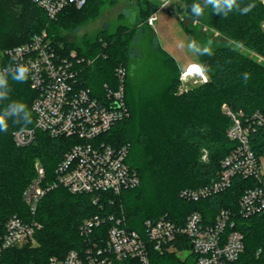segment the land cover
Returning a JSON list of instances; mask_svg holds the SVG:
<instances>
[{
	"label": "trees",
	"instance_id": "trees-1",
	"mask_svg": "<svg viewBox=\"0 0 264 264\" xmlns=\"http://www.w3.org/2000/svg\"><path fill=\"white\" fill-rule=\"evenodd\" d=\"M142 1L145 7L139 6L138 23L120 24L114 32L102 30L68 41L66 32L84 25L115 0H87L83 8L67 7L55 19L32 0H0V53L28 43L45 30L63 55L75 51L84 60L81 81L96 93L102 92L106 83L115 87L116 69L126 68L128 117L104 139L115 146L130 145L128 162L141 179L139 187L119 195L102 194L96 204L94 195L72 194L58 187L47 193L32 214L23 192L36 175V160L43 163L52 182L72 142L38 132L35 144H15L14 133L34 125L32 108L37 92L30 79L21 84L9 77V100L0 102V110L11 101H22L32 113V123L22 126L9 121L8 131L0 132V232L14 216L35 219L42 229L29 244L6 250L2 264H46L51 257H64L88 242H106L112 216L124 217L128 229L144 232L146 220L167 216L184 224L190 214L198 212L206 222L213 223L222 210L234 214L236 229L244 235L243 263L264 264V214L250 218L239 214L241 196L258 186L257 180L236 177L227 190L197 202L183 197L185 190H199L217 181L223 160L236 147L228 137L233 119L224 107L244 122L255 112L264 113V3L239 0L241 6L254 3L255 7L247 15L233 12L227 18L213 14L209 7L196 18L191 15L190 5L197 0H182L190 15L188 24L181 22L185 32L202 44L212 40L213 55L198 57L199 63L209 66L207 82L181 92V67L148 24L160 4ZM245 71L251 74L247 83L241 78ZM250 144L261 158L264 126L252 131ZM98 214L107 221L91 236L83 237L82 223ZM173 245L172 250L151 251L150 264H196L190 240L179 238ZM181 253L188 255L182 257ZM113 264L141 262L126 259Z\"/></svg>",
	"mask_w": 264,
	"mask_h": 264
},
{
	"label": "built area",
	"instance_id": "built-area-1",
	"mask_svg": "<svg viewBox=\"0 0 264 264\" xmlns=\"http://www.w3.org/2000/svg\"><path fill=\"white\" fill-rule=\"evenodd\" d=\"M32 1L51 19L67 7L80 9L87 4V0ZM156 20L155 13L148 24L153 26ZM83 61L75 51L63 55L45 30L35 34L28 43L0 53V68L9 64H25L31 68L29 79L37 92L32 108L34 125L18 129L13 135L15 144L18 147L35 144L38 132L72 142L52 182L48 181L43 163L36 162V175L23 194L32 214L37 212L47 193L58 187L72 194L94 195L96 204L102 194L119 195L140 186V176L128 162L130 145L115 146L104 139L128 117L127 70L118 67L117 85L106 83L102 92L96 93L81 81ZM224 110L233 119L228 137L236 142V147L223 160L217 181L199 190H185L183 197L197 202L227 190L236 177L255 179L258 186L247 189L239 200V214L243 218L263 215L264 166L251 147L250 137L257 126H264V113L255 112L244 122L228 106ZM110 220L113 224L108 229L106 242H88L64 257H51L46 264H113L126 259L150 264L151 251L172 250L179 238L190 240L196 264H244L245 238L236 229L234 214L228 210H222L213 223L206 222L198 212L190 214L184 224H177L167 216L146 220L144 232L128 229L124 217L112 216ZM106 221L100 214L86 218L80 227L81 235L88 238ZM41 229L42 224L35 219L10 218L4 232H0V264L6 250L29 244Z\"/></svg>",
	"mask_w": 264,
	"mask_h": 264
},
{
	"label": "clouds",
	"instance_id": "clouds-1",
	"mask_svg": "<svg viewBox=\"0 0 264 264\" xmlns=\"http://www.w3.org/2000/svg\"><path fill=\"white\" fill-rule=\"evenodd\" d=\"M171 0H164V6H168ZM183 7V5H182ZM211 8L213 14L220 15L227 18L229 14L236 12L240 15H247L255 7L254 3H249L241 6L239 0H197L190 5L191 15L200 18L204 15L206 8ZM134 15V14H133ZM151 19H155L152 17ZM150 19V22H151ZM213 41L208 40L205 43H200L195 38L187 43V49L197 57L213 55ZM179 47L183 49L184 43L181 42ZM31 68L25 64H16L15 66L9 64L0 68V102L8 101L10 96L9 77L17 83H26L29 80V73ZM210 71L209 66L204 63H190L187 65L183 75L186 77H198L207 82ZM251 74L247 71L241 73L242 80L247 83ZM9 121L15 125L27 126L32 123V113L28 106L19 100H14L7 103L2 110H0V132H7L9 129Z\"/></svg>",
	"mask_w": 264,
	"mask_h": 264
},
{
	"label": "rangeland",
	"instance_id": "rangeland-1",
	"mask_svg": "<svg viewBox=\"0 0 264 264\" xmlns=\"http://www.w3.org/2000/svg\"><path fill=\"white\" fill-rule=\"evenodd\" d=\"M152 1L158 2L160 4V8L164 6V0H152ZM139 6L142 8L145 7V4L142 0H115L114 3L105 5L97 16L90 19L84 25L76 29H73L69 32H66V38L68 41H77L86 34L91 36L97 34L102 30L114 32L117 26L120 24L138 23L140 19ZM165 8H170L178 12L177 14L179 15V18L183 19L184 20L183 22H185L186 24L190 22V15L186 13V3L183 2L182 0H171V3L168 4V6H166ZM157 38L159 39V37ZM159 40L161 45H165L169 47L168 45H166L165 40L162 37ZM167 50L169 51V53L171 54L173 53V57H174L175 53L173 49L168 48ZM187 52L190 56L192 57L195 56L193 53L189 52L188 49ZM247 52L252 56L260 59L261 61L263 60L262 57H258L257 55L250 53L249 51ZM180 64L181 67H183L182 69L184 70L185 69V67L183 66L184 63L181 61ZM181 80H182V86L180 89L181 92H184L187 88L195 87L204 81L203 79L198 77L195 78L186 77V76L183 77V73L181 75ZM38 160H36V162ZM261 161L264 166V155L261 157ZM36 162H35V169H36ZM180 255L182 257H185L188 255V253H181Z\"/></svg>",
	"mask_w": 264,
	"mask_h": 264
},
{
	"label": "crops",
	"instance_id": "crops-1",
	"mask_svg": "<svg viewBox=\"0 0 264 264\" xmlns=\"http://www.w3.org/2000/svg\"><path fill=\"white\" fill-rule=\"evenodd\" d=\"M178 12L170 8H160L156 12L157 20L152 28L157 33L159 39L162 37L165 40L166 45L163 48L169 53L168 48H172L174 51V58L178 61L180 67V62L184 63L185 69L182 70V73L186 70V67L190 63H199L198 57L190 56L187 52V43L191 40L189 35L185 32V29L182 25V20L179 18ZM161 36V37H160ZM183 42L185 47L181 49L179 44ZM167 48V49H166ZM171 54V53H170ZM173 56V53L171 54ZM204 82V81H203ZM189 89V88H187ZM186 89V90H187Z\"/></svg>",
	"mask_w": 264,
	"mask_h": 264
}]
</instances>
